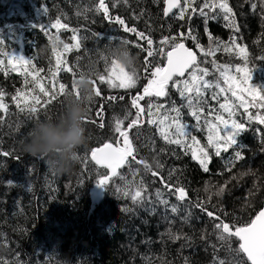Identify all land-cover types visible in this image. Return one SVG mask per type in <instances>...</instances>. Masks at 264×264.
I'll return each instance as SVG.
<instances>
[{
	"label": "trees",
	"instance_id": "obj_1",
	"mask_svg": "<svg viewBox=\"0 0 264 264\" xmlns=\"http://www.w3.org/2000/svg\"><path fill=\"white\" fill-rule=\"evenodd\" d=\"M96 3L97 0H0V40H3L0 43V60L4 61L0 64V89L5 91V102L9 105L7 115L0 113V117H3L0 123V151L12 153L7 157L0 155V262L214 264V259L219 257L226 264H237V260L250 264L242 254L236 257L225 246H221L214 229L216 221L206 212L192 206L196 202H203L208 211L221 215L226 222L233 224L247 222L264 207V124L248 118L249 114H264V108L249 106L245 112L239 106L240 101L231 96V92L226 93L235 105L231 119L242 122L246 128L238 137V146L242 148L244 159L235 158V151L238 150L236 146L228 152H222L220 156H215L214 150H210L209 171L204 172L199 163L192 159L190 152L186 154L184 148L166 144L155 126L145 124L140 128L139 140L134 141L140 157L152 164L154 169L155 159L159 160L163 169L155 170L160 172L165 182L174 186L173 191L164 187L160 176L153 177L142 165L133 162V170H138L135 176L125 166L119 172L125 179L117 176L109 181L101 202L97 203L91 197V190L103 178L105 170L92 164L90 152L113 135L114 117L123 118L128 110L135 112L130 106L131 98L142 92L147 83V73L144 72L146 52L135 46L137 37L133 33L124 32L120 25L109 22L102 13L90 11ZM106 3L109 4L113 18H123L129 26L150 32L157 42L162 35L186 34L189 28L206 49L210 44L209 33L222 44H231L235 39L236 45L246 49V57L239 55V48L234 46L229 53L217 51V65H228L227 75L242 79L244 73L235 72V68L245 66L247 61L246 66L254 69L250 85L252 83L264 90V60L261 59L264 57V0H228L239 32L226 26L228 22L223 19L224 13L219 8L214 11L205 9L212 17L205 23V18L198 13L184 20L172 15L165 18L163 0H128L127 4L120 2L116 7L111 6L113 0H106ZM196 3L200 5L203 0H196ZM253 3L257 5L255 10L252 8ZM137 16L138 19L135 18ZM57 19L69 25V28L76 29L77 35L82 38L78 51L73 49L61 56L62 60L67 61L61 68L78 66L75 77L72 72L57 71L56 68L52 39L58 36L63 43H75L71 40L72 31L51 27ZM124 40L129 43H121ZM63 43L56 46L58 52L63 51ZM184 43L198 54L199 60L204 59L199 55L193 40L185 39ZM118 44L125 45L138 57L136 71L140 79L137 87L130 90L112 89L97 81L102 95L94 96L88 104L89 122L85 123L88 140L86 145L77 149L76 163L71 169L57 173L48 158H35L24 153L21 143L36 120L29 119L27 113H20L11 101V96L19 89H31V85L25 87V75L21 74L22 70L28 71L29 66L16 64V70H13L8 63L9 56H22L31 60L36 68L43 69L40 75L46 87H51L49 81L54 80L56 87L63 83L66 90H71L73 79H78L80 72L87 73L93 80H96L98 74H105L104 57H110V47ZM140 44L144 45V41H140ZM212 46L215 47L214 44ZM147 59L152 64H165L163 57ZM201 67L209 70V75L204 79L228 87L224 82L222 67L217 68L211 63L201 64ZM27 79L31 81L32 77L27 76ZM35 91L38 93L39 90ZM257 92L264 95L259 89ZM170 95L177 104L181 103L179 94L171 85ZM110 96H116L117 100L107 99ZM121 96L123 100L119 99ZM224 97L225 93H221L217 102L211 100L207 93L205 95L217 114L227 118L228 113L219 109V103L224 102ZM66 98L64 95L58 96L46 111L40 113L39 119L58 117ZM100 106L104 108V128L91 122L99 119L96 112ZM184 111L185 121L195 124L187 115V109ZM207 112L205 106L206 116ZM220 127L223 129V125ZM136 131L132 129L130 136L134 137ZM193 134L201 144H207L208 131L203 118L200 129ZM170 170L175 171L169 178ZM141 178L148 185L152 203L137 206L116 189L126 184L134 186ZM176 186L185 188V201H178L173 194ZM221 188L224 191L218 195ZM157 190L169 201V206H178L180 211L177 214L156 200ZM126 208L130 210L124 211ZM175 236L180 238L174 239ZM213 245L217 246L215 250ZM232 247L236 248L238 244L234 242Z\"/></svg>",
	"mask_w": 264,
	"mask_h": 264
},
{
	"label": "snow or ice",
	"instance_id": "obj_2",
	"mask_svg": "<svg viewBox=\"0 0 264 264\" xmlns=\"http://www.w3.org/2000/svg\"><path fill=\"white\" fill-rule=\"evenodd\" d=\"M120 2L127 4L128 0H113L111 6L116 7L117 3ZM163 3L165 4L163 8L164 17L172 15L176 19L184 20L186 18L190 19L193 14L198 13L205 18V23H207L208 19L212 18L208 12H205V9L214 11L216 8H219L224 13L223 19L228 22L226 26L232 27L235 32H239V26L234 23L235 14L232 8L229 7L228 0H219V2L217 0H203V3L200 5H197L196 0H163ZM256 7L257 5L253 3V10ZM174 9L178 10L177 13H173ZM89 10L102 13L103 17L109 22L120 25L124 32L133 33L137 37L135 46L146 52L144 61L146 67L144 68V72L147 73V83L143 86L142 92L133 95L131 98L130 106L131 109H135V112L128 110L123 118L114 117L112 126L113 135L102 146H97L90 152V161L106 170L103 173V178L97 181V187L104 189L113 177L120 176L124 180L125 177L118 170L125 166L135 176L138 170H133V162L137 165H142L144 170L151 173L153 177L160 176V172L155 169L162 170L163 165L159 163L158 159L154 158V169L152 164L143 157H140L139 148L134 142L135 140H139L141 134L140 128L145 124L155 126L161 139L166 144L184 148L186 154L190 152L192 159L199 163L204 172L209 171L208 164L211 160L210 150H214L215 156H220L222 152H228L230 148L236 146L238 150L235 151V158L237 160L244 159L242 148L238 146V137L246 128L242 122L231 119L234 115L233 109L235 105L226 93L231 92V96L240 101L239 106L243 107L245 112H247L249 106L264 108V95H260L257 92L259 89L261 93H264V90L253 86L252 83L250 85L254 69H249L246 66L247 61H245V66L235 68V72L244 73L241 79L237 76L227 75L229 66L217 65L215 60L217 51L222 50L229 53L233 51L234 46L239 48V55L246 57L247 53L244 47L236 45L235 39L232 40L231 44H222V42L215 40L209 33L210 44L206 49L199 43L191 28H189L186 34L169 33L168 35H162L157 42L154 41L150 32L146 33L139 31L135 26H129L123 18H113L106 0H97L94 7ZM140 15L142 16L143 13H140ZM135 18L138 19L139 16ZM51 27L55 29L65 28L73 32L71 40L75 42L74 44L63 43L58 36L53 38L51 42L53 44L52 51L56 57L57 71L72 72L75 77V69L78 66L72 65L61 68L62 65L67 64V61L62 60L61 56L63 53L70 52L73 49L78 51L81 48L82 38L77 35L76 29L69 28L67 24H62L60 19H57ZM185 39L194 41L196 48L199 50V55L204 57V59L199 60L198 54L185 46ZM140 41H144V45H141ZM0 43H3V40H0ZM61 43H63V51L58 52L56 46ZM121 43L127 45L129 41L124 40ZM213 44L215 47L212 46ZM113 48L110 47V57L108 55L104 57L106 64L105 74H98L96 80H93L90 76L96 97L102 95L101 89L97 87V81L100 85L106 84L112 89L130 90L137 87L140 79V75L136 70L128 72L118 66L115 57L111 56V50ZM156 56L163 57L166 65L152 64L147 59ZM208 57H213V59L208 60ZM261 59L264 60V57ZM3 63L4 61L0 60V64ZM8 63L12 65L13 70H16V64L29 66V70L26 72L22 70L21 74L25 75V87L27 88L31 85V89L29 91L19 89L11 96V101L15 103L19 112L27 113L29 119H35L36 122L41 121L39 119L40 113L46 111L48 105L52 104L58 96L74 95L76 98H80V92L75 86L77 79H73L71 90H66V86L63 83H60L56 87L54 80L49 81V84L52 85L51 87H46L42 82L44 78L40 75L43 69L36 68L31 60H26L22 56L10 55ZM207 63L224 69L222 74L225 76L224 82L228 85L227 88L204 79L209 75V70L206 67H201V64ZM186 73L188 74L187 78L181 79L185 77ZM52 75L55 76L56 73H52ZM84 75L83 72H80L78 78H83ZM27 76L32 77L31 81L27 79ZM170 85L179 94L180 104H177L172 99ZM36 89L39 90L38 93H36ZM214 89H219V91H215ZM206 93L210 96L211 100L217 102L219 101L220 94L225 93L224 102L219 103V109L228 113L227 118L223 114H217V110L205 99ZM5 95V91L0 89V113L7 115L9 113V105L5 102ZM249 96L251 97L250 100L248 99ZM89 99L90 102L93 100L92 98ZM107 99L114 101L117 100V97L110 96ZM119 99L123 100L124 97L121 96ZM142 101L144 102L143 104L141 103ZM205 106L208 108L207 116L205 115ZM185 109H187V115L195 121V124H189L185 121ZM103 112L104 108L100 106L96 112V116L99 119L91 121L92 123H97L100 128L105 127ZM208 117H213V119H208ZM202 118L203 123L207 125L208 131L206 145L201 144V141L193 134L194 131L200 129ZM248 118L249 120L256 119L264 124V114L257 113L255 116L249 114ZM126 121L127 123H125ZM2 122L3 117H0V123ZM88 122L89 118L85 120V123ZM220 125H223V129H221ZM132 129L137 130L134 137L129 134ZM0 155L7 157L12 155V153L0 151ZM174 171H169V178L173 175ZM160 179L165 188L173 191V185L165 182L162 176H160ZM133 187L135 189L134 191H132ZM116 190L123 192V195L129 197L132 203L137 206L152 203L151 197L148 194V185L142 178L134 186L126 184L123 188H117ZM223 191L224 188H221L217 194H222ZM173 194L176 195L178 201L183 202L187 199V192L182 186H176ZM155 196L156 200L166 206V208H169L173 214H177L180 211L175 204L169 206V201L163 198L160 190L156 191ZM192 206L206 212L209 217L216 221L214 223V229L217 240L221 246L227 248L229 253H234L236 257H240L242 254L250 264H264V210H259L252 219L245 223L233 224L226 222L221 215L208 211L203 202H196ZM129 210L127 208L124 209V211ZM188 215L190 216L191 213L189 212ZM173 238L179 239L180 237L175 236ZM234 242L238 244V247H232ZM216 247V245H213L214 250ZM0 264H3V262H0ZM214 264H226V261L216 257ZM237 264H244V261L237 260Z\"/></svg>",
	"mask_w": 264,
	"mask_h": 264
},
{
	"label": "clouds",
	"instance_id": "obj_3",
	"mask_svg": "<svg viewBox=\"0 0 264 264\" xmlns=\"http://www.w3.org/2000/svg\"><path fill=\"white\" fill-rule=\"evenodd\" d=\"M120 68L128 72L136 70L138 57L123 44L111 50ZM80 98L68 95L61 114L55 119L34 122L27 137L21 143L24 153L35 158H48L57 173L68 171L76 163L77 149L86 145L88 140L85 120L89 118V98L95 93L87 73L78 78L75 84Z\"/></svg>",
	"mask_w": 264,
	"mask_h": 264
},
{
	"label": "water",
	"instance_id": "obj_4",
	"mask_svg": "<svg viewBox=\"0 0 264 264\" xmlns=\"http://www.w3.org/2000/svg\"><path fill=\"white\" fill-rule=\"evenodd\" d=\"M164 7H165V4H164ZM174 11H176V9H174L173 10V12ZM166 18V17H165ZM190 49V48H189ZM191 50H193V49H191ZM194 51V50H193ZM195 52V51H194ZM164 65H166V61H165V64ZM187 76V73L185 74V77ZM184 77V78H185ZM181 79H183V78H181ZM102 146V145H101ZM92 164L94 165V166H96L97 168H99V169H102V170H105V169H103V168H101L100 166H98V165H95V163L94 162H92ZM123 169V168H122ZM122 169H120V170H118V172H120ZM106 171V170H105ZM109 175H110V173H109ZM115 177H113L112 179H114ZM111 179V180H112ZM110 180V181H111ZM90 195H91V197L93 198V200L95 201V202H97V203H99V202H101L103 199H104V196H105V188L103 189V188H99V187H97V185H95L94 187H93V189L91 190V192H90ZM261 210H264V207L261 209ZM245 259H246V257H245ZM250 263V262H249Z\"/></svg>",
	"mask_w": 264,
	"mask_h": 264
}]
</instances>
